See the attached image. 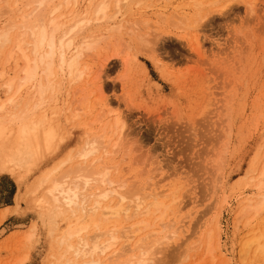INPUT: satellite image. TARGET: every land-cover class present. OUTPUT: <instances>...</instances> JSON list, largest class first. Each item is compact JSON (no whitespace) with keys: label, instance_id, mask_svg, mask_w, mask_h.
<instances>
[{"label":"rangeland","instance_id":"1","mask_svg":"<svg viewBox=\"0 0 264 264\" xmlns=\"http://www.w3.org/2000/svg\"><path fill=\"white\" fill-rule=\"evenodd\" d=\"M194 1L145 0V8L136 6L140 15L129 20H140V32L146 36L158 33V41L150 38L156 41L154 47H142L140 39L129 34L120 35L121 40H100L82 57L89 75L84 77L95 76L101 61L107 60L101 79L109 111L103 116L110 120L117 114L124 125L123 149L112 157L117 162L115 176L146 185L150 175V187L162 199L171 192L182 198L181 210L166 219L175 215L176 226L183 224L184 231L179 227L171 246L160 255L161 264H197L203 257L207 228L213 233L215 260L210 262L206 256L198 264H263L252 251L241 252L248 232L264 224V211L248 225L239 214L241 192H258L250 176L264 161V0H196L204 6L198 16ZM172 12L185 18L189 27L182 23L176 27L178 19L170 18ZM137 26L132 29L140 30ZM3 66L1 55L0 72ZM7 76L15 74L8 70ZM93 91L90 94L85 79L60 87L53 111L59 114L57 124H65L61 133L67 137L65 142L56 139L51 154L23 184L0 172V207L13 205L0 209V264L52 263L60 251L56 245L61 232L79 216L46 215L31 203L29 192L41 176L81 145L85 131L101 133L94 123L98 105L83 114L88 101L97 104L99 92ZM5 97L0 88V100ZM66 164L59 172L70 166ZM100 219L97 212L91 223ZM99 223L121 228L132 219L117 217ZM93 231L92 225L87 234Z\"/></svg>","mask_w":264,"mask_h":264},{"label":"bare ground","instance_id":"2","mask_svg":"<svg viewBox=\"0 0 264 264\" xmlns=\"http://www.w3.org/2000/svg\"><path fill=\"white\" fill-rule=\"evenodd\" d=\"M144 1L0 0V57L4 56L0 88L6 93L0 100V172L11 174L17 184H23L51 154L56 139L65 142L67 137L64 139L61 134L65 124H57L59 114L53 111L60 87L85 79L90 94L93 90L99 92L97 104L88 101L83 114L91 113L98 105L94 123H98L101 133L83 132L81 145L41 176L29 192L31 203L46 215L79 214L75 218L77 224H69L61 232L56 245L60 251L50 264H161L160 255L171 246L169 243L173 242L179 227L181 233L184 231V225L176 226L174 218L182 207V198L176 192L162 199L150 187V175L145 178V185L127 183L114 174L117 162L112 157L123 149L124 125L117 114L110 120L103 116L108 110V102L103 99L101 77L107 60L101 61L95 76L84 77L89 75L82 57L94 50L100 40L108 37L121 40L120 37L129 34L136 35L142 47H154L158 33L149 32L148 36L147 32L148 39L140 32L143 23L135 18L129 20L136 13L140 15L136 6L145 8L148 1L143 4ZM224 6L218 10H223ZM251 6L249 10H252ZM193 7L198 16L204 6L195 0ZM205 10L210 12L209 8ZM207 12L200 21L207 17ZM68 16L71 18L66 20ZM171 16L178 19L176 27L180 25L181 28L180 23L189 27L185 18L176 17L174 12ZM131 24L135 27L140 24L142 28L137 26L140 30L134 31ZM200 24L198 21L195 25ZM151 36L157 40L151 41ZM192 38L195 45L200 46L196 33ZM8 70L15 76L8 78ZM92 125L93 121L90 127ZM66 163L70 166L59 172ZM260 167L250 176V184L258 192L251 194L246 189L241 192L239 219H246L247 225L264 211V161ZM6 211L4 209L2 214ZM97 212L101 213V219L91 223ZM169 214L175 215L166 219ZM117 217L131 218L132 223L121 228L116 224L101 227L99 223L101 220L109 223ZM92 225L94 231L87 234ZM51 227V230L55 229L52 222ZM205 233L203 257L196 260L197 264L206 256L210 262L215 260L211 228ZM248 233L241 255L252 251L264 264V224ZM30 237L31 233H28L27 238ZM26 259L27 255L21 262Z\"/></svg>","mask_w":264,"mask_h":264},{"label":"crops","instance_id":"3","mask_svg":"<svg viewBox=\"0 0 264 264\" xmlns=\"http://www.w3.org/2000/svg\"><path fill=\"white\" fill-rule=\"evenodd\" d=\"M5 206L13 207V205H3L2 207H0V209H2Z\"/></svg>","mask_w":264,"mask_h":264}]
</instances>
